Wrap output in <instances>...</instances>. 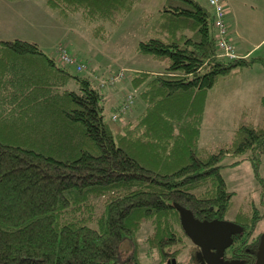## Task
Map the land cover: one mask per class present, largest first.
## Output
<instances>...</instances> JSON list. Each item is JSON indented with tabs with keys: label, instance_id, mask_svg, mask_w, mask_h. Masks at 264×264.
<instances>
[{
	"label": "trees",
	"instance_id": "1",
	"mask_svg": "<svg viewBox=\"0 0 264 264\" xmlns=\"http://www.w3.org/2000/svg\"><path fill=\"white\" fill-rule=\"evenodd\" d=\"M43 1L60 15L79 12L103 41L140 0ZM213 20L199 0H160L136 49L163 66L130 73L144 108L116 131L93 78L36 42L0 40V264H142L143 224L160 264H181L175 245L188 237L174 203L240 226L228 252L255 263L264 213L251 205L229 218L233 193L220 170L248 161L257 175L264 121L239 123L215 149L199 140L208 92L264 59L221 56ZM226 156L237 160L220 165Z\"/></svg>",
	"mask_w": 264,
	"mask_h": 264
},
{
	"label": "rangeland",
	"instance_id": "2",
	"mask_svg": "<svg viewBox=\"0 0 264 264\" xmlns=\"http://www.w3.org/2000/svg\"><path fill=\"white\" fill-rule=\"evenodd\" d=\"M199 1L206 4L205 0ZM232 1L226 3L230 6L225 9V18L231 30L230 39L234 50L239 52L253 48L250 56L264 59V0ZM159 6L160 0L138 1L120 25L102 41L93 37L79 12L60 15L49 9L43 0H0V40L33 41L46 53H52V47H56L57 56L59 46L68 50L64 43L70 45L69 54L85 66L78 71L76 65H70V71L93 78V85L98 86L103 94L101 103L104 119L116 131L121 124L133 119L144 108L143 102L135 93L129 109L119 112L127 93L134 94L129 85L130 73L163 66L159 60L140 54L136 49L138 41L151 36L149 19L156 15ZM120 71L124 75L119 81L114 84H100V79ZM263 96L264 68L260 64L220 81L206 97L200 146L215 149L231 141L239 123H262ZM115 114L118 118L112 119ZM233 160L237 158L226 156L220 165H226ZM220 171L227 190L233 193L229 218L232 219L233 213L238 209L247 210L251 205L261 214L264 213V158L260 160L256 176L248 161L224 166ZM150 231V226L143 224L138 234V255L142 264H160L161 256L155 249H150L145 241V236ZM261 232H264L263 215L253 231V236ZM188 239L175 245L180 248L176 261L181 264H202L193 259L196 247Z\"/></svg>",
	"mask_w": 264,
	"mask_h": 264
},
{
	"label": "water",
	"instance_id": "3",
	"mask_svg": "<svg viewBox=\"0 0 264 264\" xmlns=\"http://www.w3.org/2000/svg\"><path fill=\"white\" fill-rule=\"evenodd\" d=\"M179 212L180 224L190 241L200 248L201 255L210 264L212 251L223 252L233 243V236L241 232V227L228 220H200L192 212L174 203ZM174 262V259H172ZM227 264H244L241 260H232ZM254 264H264V234L260 235Z\"/></svg>",
	"mask_w": 264,
	"mask_h": 264
},
{
	"label": "built area",
	"instance_id": "4",
	"mask_svg": "<svg viewBox=\"0 0 264 264\" xmlns=\"http://www.w3.org/2000/svg\"><path fill=\"white\" fill-rule=\"evenodd\" d=\"M207 6H209L214 14V28L216 30V43L217 47L220 50V55L228 58H234L238 55L234 51L233 45L229 42L228 39V24L225 21V6L223 0H205ZM57 58L58 62L62 65H76L78 71L85 68L83 63H78L76 59L69 54L68 50L64 46H59L57 49ZM123 72H118L116 74L110 75L107 78L100 79V84H114L116 81H119L123 77ZM133 95L127 93L125 102L121 105L119 112H124L129 109L133 103ZM117 115H113L112 119H116Z\"/></svg>",
	"mask_w": 264,
	"mask_h": 264
},
{
	"label": "flooded vegetation",
	"instance_id": "5",
	"mask_svg": "<svg viewBox=\"0 0 264 264\" xmlns=\"http://www.w3.org/2000/svg\"><path fill=\"white\" fill-rule=\"evenodd\" d=\"M236 235V234H235ZM234 235V236H235ZM233 236V238H234ZM196 247V250L195 252L193 253V257L195 258V260H198L200 263L202 264H207L204 260V258L202 257L201 255V250L199 247ZM229 248V247H228ZM228 248L226 250H224L223 252H216L215 250L212 251V257L210 258V264H227L228 262L232 261V260H235L236 258H232L231 257V254L230 252H228ZM249 252H246L247 255L250 256V253L248 254ZM242 254V253H241ZM193 258V259H194ZM249 258H244V260H248ZM239 260V259H237ZM242 260V259H241ZM217 262V263H215ZM245 264V263H244Z\"/></svg>",
	"mask_w": 264,
	"mask_h": 264
},
{
	"label": "crops",
	"instance_id": "6",
	"mask_svg": "<svg viewBox=\"0 0 264 264\" xmlns=\"http://www.w3.org/2000/svg\"><path fill=\"white\" fill-rule=\"evenodd\" d=\"M234 1H235V0H233L232 2H234ZM223 2H224V5H225V9H226V8H229L230 5L227 6V4L230 3L231 0H223ZM226 3H227V4H226ZM227 13H228V12H227ZM228 25H229V24H228ZM230 37H231V30H230V27H229L228 39H229V42L231 43V39H230ZM64 44L67 46L68 50L71 51V50H70V45H67L66 43H64ZM231 44H232V43H231ZM54 46H55V45H54ZM53 48H54V50H53ZM55 48H56V47H52V50H53V51H52V53H49V54H50V55H54V54H55V56L57 57V55H56V53H55ZM252 49H253V48L246 49V51L242 50V51H239V52H238V51H235V52H236L237 55H241V56H250V54H251L250 52L252 51Z\"/></svg>",
	"mask_w": 264,
	"mask_h": 264
}]
</instances>
